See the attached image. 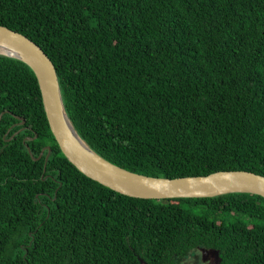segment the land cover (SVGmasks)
Listing matches in <instances>:
<instances>
[{
	"label": "trees",
	"instance_id": "obj_1",
	"mask_svg": "<svg viewBox=\"0 0 264 264\" xmlns=\"http://www.w3.org/2000/svg\"><path fill=\"white\" fill-rule=\"evenodd\" d=\"M0 25L46 53L72 126L108 162L264 176V0H0ZM0 114V135L16 115L34 158L51 149L34 161L20 133L0 154V264H174L198 247L264 264V198L136 199L85 177L31 69L3 56Z\"/></svg>",
	"mask_w": 264,
	"mask_h": 264
},
{
	"label": "water",
	"instance_id": "obj_2",
	"mask_svg": "<svg viewBox=\"0 0 264 264\" xmlns=\"http://www.w3.org/2000/svg\"><path fill=\"white\" fill-rule=\"evenodd\" d=\"M0 56L16 59L31 69L37 80L49 130L61 153L81 174L98 184L136 199L212 198L235 193L264 198V176L252 172L219 171L206 176L170 179L133 173L108 162L95 153L72 126L63 105L55 67L41 47L26 36L0 25ZM17 118L20 124L24 123L23 118ZM44 151L46 161L51 153L48 146L36 158L31 152L29 155L37 161ZM140 264L144 263L140 261Z\"/></svg>",
	"mask_w": 264,
	"mask_h": 264
},
{
	"label": "flooded vegetation",
	"instance_id": "obj_3",
	"mask_svg": "<svg viewBox=\"0 0 264 264\" xmlns=\"http://www.w3.org/2000/svg\"><path fill=\"white\" fill-rule=\"evenodd\" d=\"M13 117H14L15 121L12 122L10 124V126H8L7 130L0 135V154L2 153V151L6 147V145L16 135H18L20 133L23 134L22 138H21V143L23 144V146L25 147V149L29 153V152H31L30 149H32V148H31V145H29L28 143L29 142L31 143L34 140L33 129L30 126H26L25 121L23 124H20V120L17 118L19 116L14 115ZM19 118H21V117H19ZM14 127H17V129L15 131H13L12 133H10L11 129H13ZM15 132H17V133L14 135Z\"/></svg>",
	"mask_w": 264,
	"mask_h": 264
},
{
	"label": "rangeland",
	"instance_id": "obj_4",
	"mask_svg": "<svg viewBox=\"0 0 264 264\" xmlns=\"http://www.w3.org/2000/svg\"><path fill=\"white\" fill-rule=\"evenodd\" d=\"M218 254L210 249L198 247L190 251L186 256L178 257L174 264H218Z\"/></svg>",
	"mask_w": 264,
	"mask_h": 264
}]
</instances>
